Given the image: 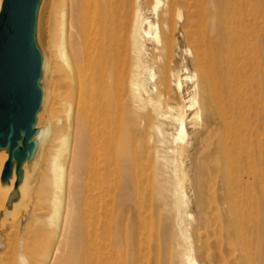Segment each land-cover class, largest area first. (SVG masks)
<instances>
[{"label": "bare ground", "instance_id": "1", "mask_svg": "<svg viewBox=\"0 0 264 264\" xmlns=\"http://www.w3.org/2000/svg\"><path fill=\"white\" fill-rule=\"evenodd\" d=\"M246 7V0H64L57 35L43 48L44 73L57 86L45 91L42 112L51 105L53 121L40 125L47 153L36 193L51 205L58 236L79 224L78 264H126L131 229L138 263L148 264L155 215L172 226L178 264H197L188 189L202 199L213 190L216 206L224 190L235 213H259L253 181L262 159L240 121L249 81L242 56L254 33ZM6 159L0 152V175ZM39 160L40 153L32 168ZM32 170L11 208L13 184L0 183L5 215L18 209Z\"/></svg>", "mask_w": 264, "mask_h": 264}, {"label": "rangeland", "instance_id": "2", "mask_svg": "<svg viewBox=\"0 0 264 264\" xmlns=\"http://www.w3.org/2000/svg\"><path fill=\"white\" fill-rule=\"evenodd\" d=\"M51 1L46 0L41 15L40 41L43 48L46 46L48 48L53 37L57 35V12L64 2V0H56L51 13ZM246 6V22L250 26L254 23L253 28H249L250 31L254 29V33L252 37H249L250 40L246 41L248 50L242 56L246 65L245 76L249 81L243 85L246 97L245 109L241 112L242 120L240 121L248 126L244 136L248 138L251 136L256 141V154L258 159L260 156L262 159L260 161L262 172H259L253 181L261 197L259 213L249 216L246 209L244 212L241 210L235 213L224 200L226 195L224 190L218 191V206H216L213 190L206 189L202 199L195 188L188 189L190 198L188 209L192 216L186 218V224H189L190 243L197 264H264V194L260 189L261 182L264 183V0H246ZM254 52H257L255 59H253ZM56 82L55 77L50 74L44 75L45 86L51 93L56 89ZM58 86L62 91L61 79L58 80ZM51 108V105H48L49 112L47 110L42 112L41 126L50 125L53 121ZM62 132L63 129L58 127L56 136ZM188 140L193 141L191 135ZM258 141L259 146H257ZM46 153L47 146L44 145L40 149L38 165L31 169L32 177L30 176L18 209L5 215L2 203L0 205V264L79 263V224L75 223L74 228L70 227L65 238L58 236L54 225L48 219L53 214L51 205L36 193V189L41 184L39 176L45 167ZM235 224L238 225L235 226ZM152 232L153 240L150 244L148 264H178L173 248V229L169 221L155 215L152 221ZM241 234L250 243L248 253L241 251L243 247ZM134 236V231L129 230L130 246L126 264H142V262L138 263L134 242L136 236ZM258 243L263 245V251L258 249ZM49 253L51 260L47 262L45 258Z\"/></svg>", "mask_w": 264, "mask_h": 264}, {"label": "water", "instance_id": "3", "mask_svg": "<svg viewBox=\"0 0 264 264\" xmlns=\"http://www.w3.org/2000/svg\"><path fill=\"white\" fill-rule=\"evenodd\" d=\"M46 0H0V152L7 154L0 183L13 184L11 208L40 153L45 54L40 21Z\"/></svg>", "mask_w": 264, "mask_h": 264}]
</instances>
